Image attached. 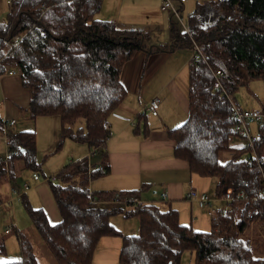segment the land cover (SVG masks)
I'll return each instance as SVG.
<instances>
[{"label":"trees","instance_id":"1","mask_svg":"<svg viewBox=\"0 0 264 264\" xmlns=\"http://www.w3.org/2000/svg\"><path fill=\"white\" fill-rule=\"evenodd\" d=\"M101 4L102 0H6L0 20V75H19L30 94L25 109L29 118L59 117L57 149L70 140L101 152L110 136L109 119L127 95L120 80L124 64L137 51H192L193 40L205 60L188 61L187 118L167 135L175 143L174 156L186 161L191 173L214 178L217 196L232 187L235 198L227 214L211 218L209 231H196L191 223H181L172 207L136 202L138 190L120 191L119 205L102 207L100 203H110L115 191H91L87 184L108 168L90 172L88 159L71 161L56 173L55 181H48L61 217L58 223L51 224L42 208L23 203L54 264H92L104 236L122 239L120 264H179L185 251L192 253L194 264H264V257L240 235L254 223L264 225V199L256 198L264 175V126L255 142L261 172L256 164H246L250 148L235 147L238 138L228 101L243 84L264 81V0L197 4L188 16L190 36L171 21L169 44H151L146 32L99 20ZM217 69L228 98L214 90L211 70ZM8 135L11 146L21 148L9 161L10 176L16 174L15 165L19 170H40L35 131ZM242 191L244 197L239 195ZM118 213L138 219L136 234H123L110 224V217ZM15 237L20 258L3 264H41L32 241L19 230Z\"/></svg>","mask_w":264,"mask_h":264},{"label":"crops","instance_id":"2","mask_svg":"<svg viewBox=\"0 0 264 264\" xmlns=\"http://www.w3.org/2000/svg\"><path fill=\"white\" fill-rule=\"evenodd\" d=\"M174 1L180 5L181 10L190 2L188 0L185 5H181L178 0H172V2ZM203 1L194 4L189 14L194 11L197 4L208 2V0ZM160 6L161 0H102L101 9L96 17L99 20H113L120 28L135 29L149 34L148 31L159 32L160 28L165 27V24L162 26L157 23L158 15L169 13L162 11ZM170 26L171 18L168 27V40L159 42L158 40L152 41L151 38L149 42L151 44L171 43ZM191 57L190 49L153 54L137 51L122 68L120 80L127 95L114 112L115 114L109 119L110 136L105 146L102 147V151H96L90 160L87 146L80 148L75 159L69 155L71 156L70 160L73 159L72 161L86 158L93 166L101 163L106 166V170L108 168L107 173L91 179V182L87 184L91 191L138 190L137 197L134 198L136 202L154 203L165 209L172 207L178 211L181 223H191L196 231H209L206 229L211 225V218L207 215L206 210L186 198V194L193 189L206 191V194H210L207 192L210 189L209 177L191 173L188 163L174 156L175 143L167 135L168 129L180 126L187 118V64ZM154 97L159 99L156 116L145 111L146 104ZM29 98V91L22 86L16 72L0 75V114L6 119L15 120L14 125L7 127L6 132L8 134L9 132L34 130L36 134V163L40 165V170H29L31 173L23 177V183L27 181L28 177L32 183L26 182L29 188L23 191L20 184H17V180L27 169L19 170L18 165H15L14 162L17 167L16 174L10 176L6 173L9 176L8 188L9 186L18 187L21 195L9 202L8 190L7 193L4 192V198L0 194V209L1 207H11L12 209L15 200H20L22 203L30 201L35 204L33 207L42 208L45 211L48 220L50 213L58 223L60 214L50 189V183L46 184L49 180H35L33 173L39 174L40 178L46 177L44 172H41V168L43 169L44 164L52 158L54 159L56 154L62 150L63 145L56 148L60 140V120L57 115L29 118L25 110L29 104ZM238 107L243 108L240 105ZM256 128L257 130L251 133L258 135L259 127L256 126ZM38 132H40V136H38ZM0 133V153H2L5 142L2 140L3 132L1 130ZM76 148L75 145L73 151H76ZM63 162H59L58 166H61ZM5 168H9V163L6 166L0 163V171H4ZM162 193H166L167 197L163 198ZM212 194L215 196V192ZM100 205L107 208L115 206L112 203H100ZM7 212L8 210H6ZM204 214L210 219V224L207 223L206 227L203 226L204 228H201L199 224V228L197 222L204 217ZM109 222L123 234L134 235L137 233L138 219L134 221V217L125 218L123 213H118L111 216ZM17 227H13L15 232L19 230ZM7 231L6 229L5 234L12 233V229L10 232ZM1 239L3 240L0 236ZM121 245L122 239L118 236L101 237L95 248L92 264H120L118 255ZM5 251L4 242L3 253ZM13 256L17 261L20 257L19 250L12 251L9 259H5V261L0 259V264L9 263L6 261L13 260Z\"/></svg>","mask_w":264,"mask_h":264},{"label":"rangeland","instance_id":"3","mask_svg":"<svg viewBox=\"0 0 264 264\" xmlns=\"http://www.w3.org/2000/svg\"><path fill=\"white\" fill-rule=\"evenodd\" d=\"M202 1L203 0H190V2L186 4L184 9L180 11L179 16L184 25H187V17H188L189 12H191L190 9L192 8V6L194 7V4L196 5V3H199ZM173 4L175 5L177 9L180 10L179 4H176L175 1L173 2ZM6 10H7L6 0H0V20L4 18ZM208 11L209 9H207V12ZM208 13H211V12L209 11ZM170 18H171V21L174 22L177 25V27L182 31L183 27L181 25V22L175 16H172L171 14H167V13L166 14L163 13L161 15L159 14L157 23L161 24L162 26H164L165 24V27L160 28L159 32L155 30L148 31L149 35L146 36V41L148 39H150L151 41V38H152V41L158 40L159 42H165L164 40H168L169 38L168 36L169 28L168 27H169ZM230 96L232 97L233 101L236 104L240 105L243 108H249V109L259 108L264 103V81L259 80V79H254L248 82L247 84H243L242 86H240L237 89V91H235ZM256 130L257 128L255 125H252L250 127V131L252 133L255 132ZM38 136H40V132H38ZM75 145L77 148H76V151H73ZM82 146H85V145L80 144V143H75L70 140H66L62 146V150L58 154H56V157L54 156L55 157L54 159L52 158L48 163L44 164L43 169L41 168V172H44L47 178L56 176V172H58L69 161H72L73 159L76 158ZM69 154L73 156L74 158L70 160L71 156ZM61 161H64L65 163L63 162L61 166H58L59 162ZM4 171H0V194H1V197L3 198H4V192L7 193L8 182H9L6 172ZM30 173L31 172L29 170L25 171L23 175L17 180V184H20L21 188L24 185V183L26 182L31 183L29 177L27 178L26 182L24 183L22 182L23 177ZM208 179L210 181V187H209L210 189L207 192H209L210 194L208 193L207 194L209 196H213L214 194L212 193L215 192L216 181L214 178H211V177H209ZM50 181H53V180L50 179ZM46 184L48 185V182H46ZM201 192L205 193L206 191L197 190V193L200 194ZM116 193H120V191H115L114 195ZM29 203L32 208H35L33 207L35 205L34 203L30 201ZM12 205H14L12 209L11 207L10 208L1 207L0 209V236L1 238H3L5 242V246H6L5 253H0L1 261H5V259H9L12 251H15L16 249L19 250L16 237H15V228L13 229L14 226L17 227V225L19 224V227L17 228L20 230V232L26 235L35 245V250L40 260V263L41 264H54L51 253L48 250L45 243L43 242V240L41 239V236L36 230V228L34 227L33 223L31 222L25 205L20 200H15ZM6 210H8L7 213H6ZM135 219L137 220L136 217H134V221H136ZM49 220L51 224L53 223L55 224L57 222L52 218V215L50 213H49ZM59 220H61V217L59 218ZM207 223L210 224V219H208L204 214V217L198 220L197 226L199 227V224H200L201 228H204L207 226ZM6 229L9 232L12 229L11 231L12 233L5 234ZM210 229H211V225H209L206 230H210ZM240 235L242 239L248 240L250 242V245L252 246V248L254 249L257 255L264 257V225L260 224L259 222L254 223L248 229L244 230L243 233H241ZM3 240L2 239L0 240V244H1V241ZM12 259L13 260L11 261H16L14 260V256ZM11 261H6V262H11ZM179 264H194L192 253L190 251H185L180 258Z\"/></svg>","mask_w":264,"mask_h":264},{"label":"built area","instance_id":"4","mask_svg":"<svg viewBox=\"0 0 264 264\" xmlns=\"http://www.w3.org/2000/svg\"><path fill=\"white\" fill-rule=\"evenodd\" d=\"M181 5H185L188 0H178ZM160 9L162 11H166L172 16H175L180 22L183 27L182 32L186 33L190 36V28L188 23V17H187V25H184L182 20L180 19L179 13L181 9H177L175 5L173 4L172 0H161V6ZM189 16V14H188ZM15 42L18 43L19 39L15 38ZM193 43V49H192V57L195 58H201L205 60V57L203 53L200 50V46L192 40ZM213 77H214V83L213 87L214 90H221L222 95L228 98L227 93L223 90V86L220 81L221 71L219 69L217 70H211ZM10 73H15L14 71H11ZM223 96V97H224ZM228 101L231 105L232 112L231 117L234 122L233 128L237 135V143L235 144L236 148H250L249 154L247 155L246 164L248 167H253L254 164L258 166L260 171L262 172L261 163L259 161V158L257 156V153L255 151V142L258 140L257 134H252L250 131V127L252 125H256L257 127L264 126V103L259 108H239L237 105L233 103V101L228 98ZM158 108H159V99L154 97L148 101L146 104L145 109L147 112H149L151 115L156 116L158 114ZM15 120L14 119H6L4 117L0 120V130L3 132L2 140L5 142V148L2 153H0V163L4 164L5 166L11 161L15 156L18 155V153L21 151L20 146L12 147L11 146V139L9 135L6 132L7 127L14 125ZM97 148L91 147L89 148L88 157L89 160L96 154ZM89 171L97 170V171H104L105 165L98 163L97 165L93 166L90 163H88ZM6 173L9 174L8 168L6 169ZM8 176V175H7ZM9 178V176H8ZM33 179L39 180H55L56 176H52L50 178L43 177L40 178V175L37 173H33ZM89 187V186H88ZM23 191H26L29 187L28 184L24 183L23 185ZM9 202H11L13 199L19 197L21 195V192L18 188L9 186ZM239 195L241 197H244V192H240ZM162 197L166 198V193H162ZM186 198L192 202H196L199 206L204 208L206 210L207 215L210 216V218L215 217L218 213L225 215L228 213L230 209L231 202L235 198V192L232 187H226L222 190V193L220 196H209L206 193H197L196 190H190L186 194ZM256 198L258 199H264V175L261 173L259 178V185L256 191ZM110 203L114 205L120 204V196L118 193H116Z\"/></svg>","mask_w":264,"mask_h":264}]
</instances>
